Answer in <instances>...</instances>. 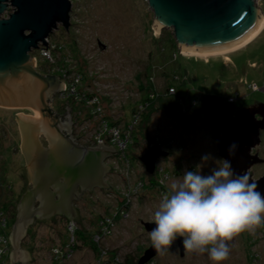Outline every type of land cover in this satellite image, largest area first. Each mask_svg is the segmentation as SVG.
Returning <instances> with one entry per match:
<instances>
[{
  "label": "rangeland",
  "instance_id": "1",
  "mask_svg": "<svg viewBox=\"0 0 264 264\" xmlns=\"http://www.w3.org/2000/svg\"><path fill=\"white\" fill-rule=\"evenodd\" d=\"M70 1L71 25L68 31L59 26L49 39L53 46L52 59L43 56L38 49L32 55L36 58L33 66L38 72L50 71L57 76L66 74L65 78L70 82L79 76L75 83L77 91L98 99L96 106L102 114L97 117H89L85 104L69 102L73 110L77 109L72 118L84 125L76 127L75 135H87L99 117L109 118L111 122L118 118L129 122L132 106L140 103L148 94V88H155L160 94L152 108L146 107L142 111L141 125L145 130L137 138L138 143L127 146L126 157L114 161L107 157L105 164L116 167L104 176L108 187H95L85 192L76 203L78 225L90 234L96 230V222L101 217L112 215L125 201L128 215L117 219L112 234L98 242H79L78 236L79 247L71 257L72 264H91L100 257L107 260L110 255L105 256L99 253L100 250L118 253L122 264H127V259L138 260L151 246L150 230L145 224L152 223L162 196L171 191V184L179 182L186 170L199 171L196 169L198 165L202 166L203 174H208L221 159L206 124L207 118L220 113L237 119L243 108L257 102L264 103L261 89L264 81V25L237 49L223 54L190 55L179 53L171 29L161 28L157 35L154 34V15L147 0ZM256 6L264 18V0H257ZM174 74L186 76V82L183 79L172 81ZM171 82L178 87L181 100L166 94ZM252 83H256L257 89L249 87ZM66 89L71 88L67 85ZM60 93L53 95L51 106L54 103V109L62 113L65 106L59 99ZM229 96L234 100L229 102ZM20 111L27 115L26 109L0 107V206H5L0 207V211L6 219L0 232L7 233L8 242L17 219V205L23 195L17 170L20 176L25 174L20 147L22 136L14 117V113ZM143 113H148V118L145 119ZM155 137L168 144L161 146L168 155L159 157L154 172L148 174L139 157L151 149L148 146ZM257 150L264 158V131ZM205 154L214 159L203 162L201 157ZM163 171L168 172V177H162L164 190L159 193L157 181ZM250 172L254 179L260 177L264 173V164L254 165ZM22 177L25 181L26 176ZM139 181L141 185L134 190ZM62 217L55 215L52 219L26 225L19 246L30 251L31 259L25 264H52V249L65 238V222L73 220ZM179 239L169 252L156 254L147 264H211L206 253L184 252L181 255ZM87 240L91 242L90 238ZM228 243L230 256L224 264H264V226L252 232L245 231ZM5 264H10L9 256Z\"/></svg>",
  "mask_w": 264,
  "mask_h": 264
},
{
  "label": "water",
  "instance_id": "2",
  "mask_svg": "<svg viewBox=\"0 0 264 264\" xmlns=\"http://www.w3.org/2000/svg\"><path fill=\"white\" fill-rule=\"evenodd\" d=\"M257 0H147L154 15V34L161 28L171 29L176 46L182 54H216L232 50L248 41L263 25L264 18L256 6ZM70 0H0V107H19L27 110L14 113L22 140L21 151L33 154L34 146L49 140V146L41 151L46 177L25 192L17 205V219L9 236L10 264H25L31 259L30 251L19 248L20 239L36 216L42 219L46 185L66 180L63 199L56 209L60 215L79 222V215L70 200L76 181L92 179L95 168L101 178L92 186H106L104 176L116 167L103 165V159L114 154L113 147L100 144L82 146L65 132L60 117L51 112L53 95L62 90L60 76L38 72L33 64V51L47 49L50 36L59 26L68 31L71 11ZM69 35V34H68ZM70 110V108H69ZM209 116V112H207ZM68 118L70 116L68 115ZM51 119L56 123L53 125ZM221 159L230 161L238 175L248 174L250 182L258 185L264 195V174L254 179L250 170L262 164L264 158L257 147L264 131V103L257 102L240 111L237 119L228 114H214L206 120ZM69 130V129H68ZM235 143V154L229 155V147ZM105 145V146H101ZM94 154H99V159ZM168 152L156 144L139 157L148 174H152L155 162ZM93 172V173H92ZM104 175V176H103ZM96 178V176H95ZM91 186V187H92ZM89 187V189L91 188ZM68 189V190H67ZM49 196V195H48ZM38 200L39 205L32 206ZM71 201V202H70ZM64 204V205H63ZM147 230L155 227L146 223ZM180 254L184 249L178 240ZM157 253L152 245L140 256L137 264H147Z\"/></svg>",
  "mask_w": 264,
  "mask_h": 264
},
{
  "label": "clouds",
  "instance_id": "3",
  "mask_svg": "<svg viewBox=\"0 0 264 264\" xmlns=\"http://www.w3.org/2000/svg\"><path fill=\"white\" fill-rule=\"evenodd\" d=\"M174 75L171 80L177 81ZM180 77L186 82V76ZM177 89L172 96L178 95ZM236 149L233 143L229 155H234ZM212 159L210 154L201 157L205 163ZM201 167L197 166L199 171L186 170L179 182L171 184L170 193L162 196L153 214L155 227L149 231V238L157 254L169 252L182 238L185 253H206L211 264H224L230 256L228 242L264 226V195L246 172L236 174L227 159L217 160L208 174H203Z\"/></svg>",
  "mask_w": 264,
  "mask_h": 264
},
{
  "label": "built area",
  "instance_id": "4",
  "mask_svg": "<svg viewBox=\"0 0 264 264\" xmlns=\"http://www.w3.org/2000/svg\"><path fill=\"white\" fill-rule=\"evenodd\" d=\"M52 45L49 42V46L47 49H41L40 52L43 56H46L49 60L52 59L51 57V49ZM176 54H174L175 56ZM35 58V57H34ZM36 60V58H35ZM66 74H63L60 76V81L61 79L64 78V81L62 80V90L60 91L61 93L59 94L60 97L59 99L64 102V106H69V102L73 103L74 105L76 102H81L82 104H85V108H88V115L89 117H97L100 116L102 113L100 112V108L96 106L98 99L93 97L92 95H85V93L80 94L77 91V88L75 87V83L78 82L79 76L74 78L73 81L70 82V80L66 79ZM184 78V77H183ZM174 79L180 80L181 77L174 75ZM70 87L71 89H66ZM251 89H257L256 83H252L249 86ZM261 89L264 91V81ZM65 90V91H64ZM155 94L157 93H150L151 99L155 98ZM167 95H175L176 94V88L175 86L173 87L170 86L166 90ZM153 97V98H152ZM234 100L233 96H229L228 101L231 102ZM138 105V106H137ZM135 104L132 108L131 112V118L130 121L126 120H121L120 118L116 119V121L111 122L112 120L106 119L105 117H99L98 119L94 120L96 123L93 126V129L91 131H87V135L80 136L81 138L85 139L86 141L92 142V143H97L98 145L100 144H107L112 147H114L115 150V155H112L110 159L113 161L126 157L124 154V151H126L127 146L129 147L130 144H134L133 139H132V132L135 129L137 125H139V122L141 120V114L142 111L148 106V103H142L140 102L139 104ZM140 107L139 109H137ZM77 110V109H76ZM74 110V111H76ZM76 113V112H75ZM83 127V124H79L78 121L75 122V132H76V127L77 126ZM170 142V140H168ZM156 144H164V142H160L158 139L156 142L153 144H149V148L153 147ZM168 146V144H164L163 147ZM168 148V147H167ZM126 159V158H125ZM128 159V158H127ZM113 163V162H112ZM115 165L118 166L117 162H114ZM163 176L160 177V179L157 181L158 185V190L159 193H162L164 190L163 186V181L162 177H168V172L163 171L162 172ZM136 187H134V190H136L141 183L137 182ZM128 215L127 211V202L125 201L122 204V207L118 210H115L112 215H105L101 217L95 225L96 230L90 234V239L91 243L93 242H98L103 238L104 236H110L112 234V231L115 227V222L117 219L124 218ZM6 219L3 216L2 210L0 211V227L4 228L6 225L5 223ZM66 237L65 239H62L59 244H55L53 249H52V264H72L71 257H73V254L76 252V245L78 243V236H77V222L76 220H71L66 222ZM8 238L6 234H0V257L1 255L5 254L9 249H8ZM99 253H102L105 256H109L107 260L100 259L97 261H92L91 264H122L123 261L120 259L118 253H106L105 250H100ZM78 264H86V263H78Z\"/></svg>",
  "mask_w": 264,
  "mask_h": 264
},
{
  "label": "flooded vegetation",
  "instance_id": "5",
  "mask_svg": "<svg viewBox=\"0 0 264 264\" xmlns=\"http://www.w3.org/2000/svg\"><path fill=\"white\" fill-rule=\"evenodd\" d=\"M51 73L52 72L49 71V73L47 72V73H43V74H51ZM53 106H54V103H53ZM53 106H51L50 110H51L53 115L60 117V120L63 123L64 129H65L64 133H66V131H68L69 134L74 138L73 139L74 142H76L79 145L91 146V147L95 146V145H93L92 142L86 141L85 139H84V141H86V142L82 143L83 138L75 135V120H74V118H72L74 110L72 107L65 106V107H63V109H64L63 112L59 113L58 111H56L54 109ZM69 108H70V110H69ZM68 115L70 116V118H68ZM51 122L53 125L56 123V121L53 119H51ZM44 140H46V142H44V143H40V142L38 143L37 142V144L34 146L35 148L33 150V154L29 155V153L21 151V153H22L21 157H23V163H24L23 167L25 170V174H21V176H20L18 170H17V172H18V177L20 179L19 182H21L22 188H23L22 194H24L28 190L32 189L36 185H38V183L40 181H42L43 184L45 183L42 179L43 178L45 179V177L47 175L45 172V170H46L45 164H44V161L42 160V157H41V151L49 146V140H47L46 137ZM101 146H105V145H101ZM107 147H112V146H107ZM114 154H115V152H114ZM114 154H112V155H114ZM94 155L97 156L100 163L103 161V165L106 166L105 161H106L107 157L101 161V158L98 156L99 154H94ZM18 163H19V160H18ZM262 164H264V162ZM93 171H94V173L92 172L93 173L92 179H85V180L80 181V182L76 181L75 184L73 185L74 190L70 194V200L72 201V205L74 206V209L76 211V216H78V214H79L78 210H77V205H76L77 201L81 200L83 198V194L85 192L90 191V190L94 189L95 187H97V186H92V185L97 182L98 178L102 177L101 171L98 169V167L95 168V170H93ZM23 175L26 176L25 181L23 180V177H22ZM95 176H96V178H95ZM57 182L58 183H48L46 185V188L44 190H46L45 197L47 198V200H45V202L43 203V207L45 208V210L43 212L44 217L42 219H39L35 216L33 218V222L34 221H46V220L54 218L55 215H60V214H58V212H55L54 210H53L54 213H52L51 209L55 208L57 211L60 204L64 202V201L62 202V200L63 199L66 200V196H68V195H66V193H65L66 188H61L62 183H65L66 180L59 177ZM89 187H91V188L89 189ZM34 204H35V207H37L39 205L38 200H35L34 202H32V206ZM61 216H63L62 218H66L64 215H61Z\"/></svg>",
  "mask_w": 264,
  "mask_h": 264
},
{
  "label": "trees",
  "instance_id": "6",
  "mask_svg": "<svg viewBox=\"0 0 264 264\" xmlns=\"http://www.w3.org/2000/svg\"><path fill=\"white\" fill-rule=\"evenodd\" d=\"M174 84V83H173ZM170 85H172V82H171V84ZM169 87V86H168ZM167 87V88H168ZM150 93H156L155 92V88H148V94L140 101V102H142V103H145V102H147L148 103V106L147 107H150V108H152V106H153V104L160 98L159 96V93H157V94H155V98H153V99H151V97H150ZM159 95V96H158ZM178 96H180L179 94L178 95H176L175 96V98L177 99V97ZM172 97V96H171ZM143 115H144V113H143ZM143 115H142V117H143ZM144 117H145V119L146 118H148V113H147V115H144ZM142 119L140 120V123H139V125H137L136 127H135V129L133 130V132H132V139H133V142H134V144L136 145L137 143H138V140H137V138L139 137V135H140V133L141 132H143V133H141V134H144V127L141 125L142 123ZM157 141V138L155 137L154 139H151V141H150V143H154V142H156ZM151 177V176H150ZM153 178V177H152ZM152 180V179H151ZM140 183H141V181H139ZM1 207V206H0ZM5 207V206H4ZM3 206L1 207V208H4ZM64 220H68L67 218H64ZM77 222V225H78V221H76ZM63 223H64V221H63ZM65 225H66V222H65ZM64 229V228H63ZM82 228H81V226H79L78 225V227H77V236H79V242H85V241H87L88 243H91L89 240H87V239H89L90 238V233H88V232H85V230H83L84 232H82ZM1 231V230H0ZM62 233V232H61ZM0 234H4V232L2 231V232H0ZM63 234H64V237H66V232H65V230H64V232H63ZM85 234V235H84ZM61 238V237H60ZM65 239V238H64ZM8 246H9V244H8ZM92 246V245H91ZM10 247V246H9ZM9 247H8V249H9ZM79 247V245H76V248H78ZM91 248V247H90ZM77 250V249H76ZM3 257H5L3 260H1ZM8 259V251L5 253V254H3V255H1V257H0V261H3V263H0V264H5V262H6V260ZM127 264H137V261L138 260H130V259H127Z\"/></svg>",
  "mask_w": 264,
  "mask_h": 264
},
{
  "label": "bare ground",
  "instance_id": "7",
  "mask_svg": "<svg viewBox=\"0 0 264 264\" xmlns=\"http://www.w3.org/2000/svg\"><path fill=\"white\" fill-rule=\"evenodd\" d=\"M260 14H261V13H260ZM263 25H264V23H263ZM263 25L259 28V30L263 27ZM259 30H258V31H259ZM258 31H257V32H256L251 38H253V37L258 33ZM251 38H250V39H251ZM250 39H249V40H250ZM249 40H248V41H249ZM248 41H246L245 43H247ZM245 43H244V44H245ZM244 44H242V45H244ZM242 45H240V46H242ZM240 46H238V47H240ZM238 47H236V48H234V49H237ZM232 50H233V49H232ZM229 51H230V50H229ZM226 52H227V51H226ZM221 53L223 54V52H221ZM216 54H217V53H216ZM190 55H201V56H207V55H212V54H206V55H204V54H190ZM108 119H109V118H108ZM4 233H5L6 236H7V233H6V232H4ZM7 238H8V237H7Z\"/></svg>",
  "mask_w": 264,
  "mask_h": 264
},
{
  "label": "crops",
  "instance_id": "8",
  "mask_svg": "<svg viewBox=\"0 0 264 264\" xmlns=\"http://www.w3.org/2000/svg\"><path fill=\"white\" fill-rule=\"evenodd\" d=\"M97 187H100V186H97ZM68 219V217H66Z\"/></svg>",
  "mask_w": 264,
  "mask_h": 264
}]
</instances>
